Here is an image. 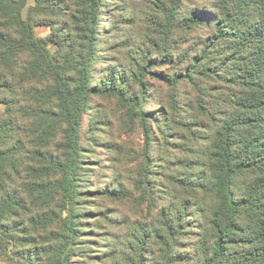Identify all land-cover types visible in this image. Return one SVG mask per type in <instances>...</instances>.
I'll return each instance as SVG.
<instances>
[{
    "label": "trees",
    "instance_id": "1",
    "mask_svg": "<svg viewBox=\"0 0 264 264\" xmlns=\"http://www.w3.org/2000/svg\"><path fill=\"white\" fill-rule=\"evenodd\" d=\"M135 1L35 0L23 18L27 0H0V255L73 256L80 130L104 98L140 125L138 183L157 213L124 227L111 264H264V0Z\"/></svg>",
    "mask_w": 264,
    "mask_h": 264
},
{
    "label": "rangeland",
    "instance_id": "2",
    "mask_svg": "<svg viewBox=\"0 0 264 264\" xmlns=\"http://www.w3.org/2000/svg\"><path fill=\"white\" fill-rule=\"evenodd\" d=\"M133 1L135 0H131ZM34 3L35 0H27L22 11L23 18L26 17L28 8ZM136 8L138 3L135 1ZM106 19L103 17L101 23L102 51L109 40V34H107L109 24ZM34 30L36 36L40 38H45L49 34L47 26H38ZM48 49L53 52L55 48L49 44ZM144 107L148 110L157 109L154 102ZM88 108L83 116L80 130L82 146V165L79 176V192L82 197L79 203L80 221H82L78 224L81 230L80 239L78 246L73 250V256L65 264H111L106 256H117L124 250L122 244L125 241L124 227L131 225L134 221L139 223L149 221V218L156 213L145 210L144 187L138 183L143 164L140 125L131 123L126 110L115 99L94 98ZM93 121H97L96 128ZM170 146L171 144L166 147V151L174 154L170 152L172 149ZM157 155L154 156L159 157ZM154 178L157 176H152V179ZM115 184H119L127 194L125 198L116 201L98 194L106 192ZM95 192H98V195H94ZM104 216L112 218L107 221ZM42 235V238L33 240V247L36 246L37 250L47 247V235ZM27 251H30L28 245L17 248L7 246L3 255H0V264H45L47 261L42 252L38 253V259L34 263L19 259L23 256L20 253ZM102 258L108 259L107 262H102Z\"/></svg>",
    "mask_w": 264,
    "mask_h": 264
}]
</instances>
